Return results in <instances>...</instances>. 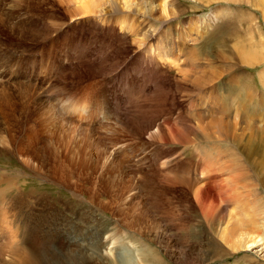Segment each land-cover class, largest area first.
Here are the masks:
<instances>
[{
  "label": "rangeland",
  "instance_id": "1",
  "mask_svg": "<svg viewBox=\"0 0 264 264\" xmlns=\"http://www.w3.org/2000/svg\"><path fill=\"white\" fill-rule=\"evenodd\" d=\"M146 1L153 5L164 1L166 15L160 16L156 9L146 19L130 17L150 27L149 31H155L154 44L159 50V61L169 63L172 71L166 66L156 75L148 73L150 80L145 79L141 86H137L132 84L137 74L133 59L137 53L146 57L135 49L143 43L134 41L130 30L124 26L121 29L123 24H113L110 18H107L109 22L102 19L98 8L75 17L72 9L84 6L82 0H0V59L3 58L0 63L5 64L6 69L2 75L5 81L0 85L5 93L4 98L0 97V140L25 138L31 129L38 134V139L40 135L42 137L37 146L46 145L47 141L50 150L60 157V162L66 159L68 166V170L61 171L65 177L58 169L55 171L53 163L58 156L54 157L50 150H44V155L41 152L30 156L21 154L24 158L19 152L15 154L17 156H5L11 160L7 167L0 155V186L13 178L14 170L16 173L20 170L14 188L19 186L23 190L13 188L9 194L21 195L22 201L18 199V202L21 205L25 200L21 205H24L23 209L27 207L28 211L35 213L41 210L59 212L70 227L81 233L79 241L86 248L93 245L99 250L101 245L96 238L99 235L107 238L113 247L115 261H94L93 264H139L137 258L144 264H156L152 258L146 261L144 252L157 253L159 264H264V252L257 255L253 251H232L224 236V231L233 227L235 221L238 224L242 220L244 225L246 219L251 218L255 228L244 232L264 238V183L257 182L240 157L244 154L240 150L242 144L244 148L247 142L252 145L258 142L253 143L246 135H243L241 144H236L232 135L224 139L209 136L204 129L207 120L201 125L198 121L200 114L225 107L224 111L232 116L230 118L238 119L235 116L240 105L234 102L235 98L247 104L245 100L250 97L247 110L244 109L243 113L239 110V115L248 114L251 122L247 124L250 126L256 119L253 116L256 112L260 119L258 124L264 126V83L260 79L264 75V0ZM104 6L103 9L107 10L108 5L105 3ZM54 26L62 31L55 39ZM113 27L117 30H112ZM40 53L43 57L51 55L55 59L51 74L36 76L22 72L32 70L30 59L32 56L38 59ZM18 58L25 62L17 66L14 59ZM6 73L9 75L4 79ZM123 74L129 78L125 84L120 83ZM197 79H204L207 85L197 87ZM29 81L38 87L36 94L17 98L19 83L33 84ZM68 98L70 101L74 98L77 107H84L87 112L76 108L70 111L61 109ZM51 108L53 111L48 112ZM148 112H159L162 119L178 126L180 138L186 142L149 140L122 129V123L141 129L138 118ZM45 114L51 115L46 129L38 122L41 117H46ZM49 133L55 138H50ZM219 152L225 155L221 162L225 161L228 169L215 172L212 167L210 171V163H215L213 154ZM27 157L36 162L34 167L31 161L27 163ZM71 157L74 161L69 160ZM105 157L110 158L105 161ZM81 162L86 164L82 169L75 164L68 165ZM109 165L116 173H113L115 180L120 181V188H125L124 185L129 188V183L135 187L136 198L139 196L135 203L124 199L122 204H116L104 194L98 197L102 191L101 178L106 181L109 175L104 169ZM118 168L123 170L120 172ZM49 171L54 173L49 174ZM201 176H218L216 180L208 181L212 183L208 186L215 191L220 208L212 204L210 196L206 204L201 203L197 189L207 186L198 185ZM229 197L232 199L230 203L226 201ZM30 203L34 207L28 205ZM126 206L131 208L132 217L138 219L136 223L139 224L134 225V229L122 223V213L121 217L117 216L118 211L125 210ZM200 206L206 208L203 214ZM214 206L220 210L213 212ZM4 207L0 205V210ZM128 214L123 218H128ZM11 220L12 216L8 214L7 221ZM169 220L175 224L172 230L164 225ZM102 252H106L104 248L98 253Z\"/></svg>",
  "mask_w": 264,
  "mask_h": 264
},
{
  "label": "bare ground",
  "instance_id": "2",
  "mask_svg": "<svg viewBox=\"0 0 264 264\" xmlns=\"http://www.w3.org/2000/svg\"><path fill=\"white\" fill-rule=\"evenodd\" d=\"M82 1H84L85 5L83 6V4H82L81 6H79V8H77V7L73 8L72 12H71L73 14V16L80 17V13H81V15H82V13H87L88 14V13H90V11L92 9L96 10L98 8V11H99L98 15L100 13V17L102 19H104L105 21L109 22V20L107 18H110L111 19L110 22H112L113 24H117V23L118 24H123V25H121V29L124 26L125 28L130 30L129 34H131V36H133L134 41L138 40V41L143 43V44H141L142 46L139 44V47L137 45V48H135V49H139V52L142 51V53H144L146 55V57H143L144 58V60H143V58L140 57L141 53H137V54L135 53L136 56L133 59V63H134V66H135L137 74L133 78V80H134L132 82L133 85H135V83H136V84H138L137 86H141L144 83L145 79H149L148 76L150 75L151 72H154L153 74L156 75V73H158V71H160V69L163 68V67L168 66L166 68H169V69L171 68L169 63L159 61V59H160L159 58V53H158L159 50L155 47V44H154L155 38H156V35H157L155 33V31H149L150 27L143 26L142 22L139 24V22H137L136 19L130 17V15H134L135 17H138V18L142 17L143 19H146L156 9L159 10L160 16H164V15H166V9H165V2L164 1H162L158 5H153V3L148 4L146 0H105L104 3H102V0H82ZM105 3H106V5H108L107 10L103 9V7L105 8V6H104ZM99 6H101V7H99ZM153 6H156V8H153ZM70 11L71 10L69 9V12ZM93 12H91V13L93 14ZM96 12L97 11H95V13ZM120 12H123V13H120ZM101 15L106 16V17H103ZM114 26H116V25H114ZM133 27H137V29L133 28ZM114 28L115 27H113L112 30ZM55 29L56 28L54 26V28H53V35L55 36L54 39L56 37H59V35L62 32V31H60V29H56V30ZM115 30H117V29L115 28ZM114 31H113V33H114ZM121 32H122V30H121ZM119 33H120V31H119ZM116 34H117V32H116ZM126 35H128V34H126ZM107 36H110V33ZM126 37H128V36H126ZM44 38L45 37H43L42 39L44 40ZM54 39H52L51 41H53ZM61 39H63V38H61ZM61 42H64V41L62 40ZM62 45H64V44H62ZM39 47H41V46H39ZM63 50L65 51L64 48H63ZM50 51H52V50H50ZM21 53H23V52L21 51ZM24 53H26V52H24ZM133 53H134V51H133ZM49 55H50V53H49ZM35 57L36 56H32L31 59H30L31 60L30 62H31L32 70H30V71H25L24 70L22 72L30 73V75H36V76H38V75H42L43 76V73H46V75L51 74V70L50 69L53 67L52 64L55 63V61H54L55 59H53V57L51 55L48 56L47 58L43 57V54H41V53H40L38 59H36L37 57L36 58ZM252 57H253V54H252ZM1 59H3V58H1ZM14 60H15L14 62H15V64L17 66L20 63H24L25 62L23 59H20V58L14 59ZM50 60L52 61L51 63H49ZM5 61H6V59H5ZM10 63H9V65H10ZM243 63H245V62H243ZM28 65H30V64H28ZM4 66H5V64L0 63V85L1 86H2V83L5 81L2 78L3 72L6 70L4 68ZM17 66H15V67L17 68ZM35 67H37L36 70H34ZM11 69H12V67H11ZM14 72H15V69H14ZM148 73H149V75H148ZM7 75H9V74L6 73L4 79H6ZM11 75H12V73H11ZM159 76H160V73H159ZM31 78H32V76H30V79ZM112 78H114V77H112ZM155 78H153V79H155ZM128 79H129L128 76L123 74L122 78L120 79V83L121 84H125V81L128 82ZM260 79L264 83V75L261 76ZM112 80H114V79H112ZM117 80H119V78ZM27 82H28V80H27ZM27 82H20L19 83V88H18V92H17L19 96H17V98H28V97H31V95L36 94L37 88H38L37 86H35L36 84L33 81H29L31 83L33 82V84H29ZM196 83H197V85H196L197 87H201L202 84L204 86L207 85V83L204 81V79H197ZM0 90H1V96L0 97L5 96V93L3 92L4 89L0 88ZM13 90H15V89H13ZM42 94H43V92H42ZM249 96H251V95L249 94ZM7 98H8V96H7ZM72 99H74V98H72ZM72 99H71V101H70L69 98L66 99L62 103L63 106H62V104L60 105L63 108H61V107L60 108L63 109V110H68V111H70L71 109L76 108V109H78L80 111L82 110V111L87 112V110L84 107H79V105L77 107L78 103L75 102ZM24 100L25 99H23V101ZM28 100L29 99H27V101ZM250 100H251V98L247 97V100H245L247 104H245L244 100H242V99L239 100V98H235L234 102L236 104L240 105V107H241V108L240 107L238 108L237 115L235 116L238 119L230 118L232 116L229 113H227L226 111H224L225 108H226L225 107V108H219V109H214V110L212 109V111L210 113L200 114L199 117H198V121L200 122L199 125H201V124L205 123V121L207 120V123L205 124L204 129H205V131H207L205 133L208 134L209 136H213V137L217 136L219 138L223 137V139H224V138H230V135H232L233 136L232 139L234 140V142L236 144H238V143L241 144V141L243 140L242 139L243 135H246L248 137V139L251 140L253 143H257L258 142L257 144H253V145L250 142H247V143L244 144V148L242 147V145H243L242 144L240 146V150H241L242 154H243V152H244V154H243V156L240 154L241 155L240 157H243L244 162L248 165L250 171H252V173L255 176V179L257 180V182L264 183V144H262L263 140H264V126L262 125L260 127V124H258L259 121H260V119L258 120V118H259L258 117L259 116L258 113L255 112L253 114V116L256 117V119H254V122H252L251 125L249 126L247 124V122L248 121L251 122V120L248 118V114H240L239 115V112H238L239 110H241V113H243L244 109L247 110L248 105H249L248 101H250ZM71 102H72V104H71ZM32 104H33V102H32ZM73 105H75V106H73ZM49 111L52 112L53 111L52 108L49 109L48 112ZM71 113H73V111ZM158 114H159V112H155V113L148 112L147 114H144L143 116L139 117L138 120L141 123L140 124L141 125L140 126L141 129L130 128L126 123H122L121 127H122L123 130L125 129L124 131H130V132H132V134H134L135 136H138V137H145L146 136L147 139H149V140H157V141L165 140V141H168V142L169 141L181 140L182 138H180V135H179V133L177 131V127L178 126H176L175 124L172 125L171 122L169 123V121L167 119H162L160 116H158ZM45 116H46V114H45ZM50 116L51 115H49V117ZM49 117L47 115L46 117H41L40 119H38V120H40L38 122L41 124V127L45 128V129L47 128V125L50 124V118ZM161 119H162V121H161ZM199 122H197V123H199ZM208 125H209V128L207 129ZM259 127L261 128V131H259ZM190 128L192 129V127H190ZM247 131H249V133L245 134V132H247ZM49 135H50L49 136L50 138H55V135L53 133H49ZM181 136H182V134H181ZM41 138L42 137L40 135V137L38 139V134L34 133L31 129H28V134H27V137L25 135V138L23 136H20V137H10V138H7V139L0 140V155H2L4 157L3 159H5V156L10 158V157H13L15 154L18 155L19 153H20L19 155L25 153L26 155L30 156L32 154L36 155V153L39 154V152L42 153V152L50 150V146H49L48 142L46 141V139H45L46 145L44 144L42 146H37V144H39V141H41ZM44 138L45 137H43V139ZM55 140H57V139H55ZM181 141H183V143L186 142L185 140H181ZM54 142H56V141H54ZM6 150H8V152H6ZM52 153H54L53 156L54 157L56 156V158H57V156H58L57 153H55V152H52ZM17 155H15V156H17ZM213 155H214L213 159L215 160L214 161L215 163H213V161H212V164L210 163V171H212V167H214V171L215 172L216 171H220V172L221 171H226L228 169V166L224 165L225 161L221 162V158L222 157L225 158V155H222L220 152L219 153H214ZM21 156H22V158H24L23 155H21ZM53 156H52V158H53ZM110 157H105V159H103V160L108 161V159ZM9 158H7V159H9ZM22 158H20V160H22ZM27 158H26V160H27ZM41 158H43V157H41ZM7 159H5V162L3 163V164L6 165V167L9 164H11L10 163L11 160L9 159V162H8ZM30 159H32V157L28 158L29 161H27V163L31 161L30 164L32 163L31 165L34 167V164L36 162L34 163ZM59 159H60V157L58 156V160L55 161V163L51 162V163H53L56 166V167L53 166V169H56L55 171H57V169H58L60 172L63 169H65V168L68 170V166L66 165V162H67L66 159L65 160L61 159L62 160L61 162H60ZM49 160H50V158H49ZM69 160L74 161L72 159V157ZM25 161H24V163H25ZM19 162H21V161H19ZM38 162H41V160L38 161ZM73 164H75L77 167H80L81 169L83 167H85V165H86L85 162H81L80 164L71 163V164H68V165H73ZM38 165H39V163H38ZM22 166H25V165L23 164ZM31 167H30V169L32 171L33 169ZM35 167H37V166H35ZM41 167H44V166H41ZM26 168H27V165H26ZM120 168H122V167H120ZM120 168H118V169L121 172V170H123V169L120 170ZM102 169H104V168H102ZM112 169L113 168L110 167V165H109V167H106L104 169L107 174L109 173V175L106 174L107 175V178H106L107 180L106 181L101 178V189H102V191L99 193L98 197H100L102 194H104V196H109L113 203L121 202V201L125 202V200H127V199H128V201L131 200L132 202H134L135 200H138L139 196H138V199L136 198L137 197V194H136L137 192L134 193V191H133V189L135 187L131 186V184L129 182L126 181V183H129V185H130L129 188L130 189L126 185H124L125 188H123V189L118 186V184H120L119 183L120 181L118 182V180L117 181L115 180L116 173L113 172ZM115 169H117V167ZM14 172H15L14 174L13 173L11 174L13 178L12 179H7L6 181H4L5 183H3L0 186V205H4L5 206L4 209L0 210V264H93L92 262H94V261H98V262L99 261H103L104 263H106V262L109 263V262H114L115 261V254L113 253V247L110 246L109 241L107 240V238H103V236L101 237L100 235H99V237L96 238L98 243L101 245V249L104 248V251H106V252L98 253V252H101V249L98 250V248L94 247L93 245H91V246H89L87 248L84 247L83 245L81 246L80 241H79L81 233H79V231L77 229H74V228L70 227L68 221L64 220L59 215V212H55V211L54 212L53 211L52 212L51 211L48 212L47 210L46 211L41 210L38 213H35V212L28 211L27 207H26L27 210H26V208L23 209L24 205H23V207L21 205H22V203L25 200H23V202H21V205L18 202V199L19 200L22 199V198L21 199L19 198L21 195L19 194V196H18V194H14L15 192L13 193L14 195H10L9 194L11 191H13L14 184L17 181L16 177H19L20 174H21V173H18V172H20V170L17 173H16V170H14ZM116 172H118V171H116ZM24 173H25V175H29L26 172H24ZM24 173H23V175H24ZM53 173H50V171H49V174H53ZM113 173H115V175ZM31 174H34V173H30V175ZM62 174L65 177L64 173H62ZM69 174H71V173H69ZM202 174H203V170H202ZM46 176H48V175H46ZM206 176H208V175L206 174ZM21 177H22V175H21ZM123 177H125V176H123ZM137 177H136V179H137ZM217 177L218 176H213V177H210V178L203 177V176L200 177V178H202L201 181H203V182L200 181L198 183V185L199 184L201 186H204L205 184L207 185V186L205 185L206 186L205 189H202V188L197 189L199 191V194H201V196L199 195V199H200L202 204H206V202H207V200H208V198L210 196V198L212 199V204H217V206L219 205V202L217 200H215V198H216V194H214L215 191L211 190V187L208 186V185L212 184L211 182H208V181H211L212 179L216 180ZM126 178H128V177H126ZM174 178H176V177L174 176ZM131 179H133V177H131ZM172 180H174V179H172ZM185 180H186V178H185ZM128 181H131V180L129 179ZM196 182H197V179H196ZM123 183H121L120 186H123L122 185ZM216 183H217V181H216ZM195 185H197V184H195ZM16 186H17V184H16ZM117 187H119V188L117 189ZM64 188H65V185H64ZM20 189L23 190V188L19 187V186H17V188H14L15 191L20 190ZM125 189H126V191H125ZM131 191H133L132 192L133 195H132ZM125 192H126L125 195L124 194L121 195V193H125ZM195 193L196 192H194V194ZM139 195H141V194H139ZM228 195H230V194H227V196ZM246 195H248V194H246ZM26 196H27V194H26ZM37 196H38V194H37ZM221 197H222V195H221ZM36 198H38V197H36ZM27 199H28V197H27ZM31 199L29 200L30 202H31ZM34 199H35V197H34ZM226 199H228V200H226ZM226 199L225 200L228 201V203H230L231 200H232V199H230V197L226 198ZM131 201H130V203H131ZM226 201H224V202H226ZM122 202L119 203V204H122ZM224 202H223V204H224ZM32 203H33V201H32ZM32 203H30L28 205H31ZM47 203H50V202L48 201ZM40 204H42V203H40ZM220 205L218 206L219 208H220ZM120 206H122V205H120ZM217 206L213 207V209H212L213 212L220 210V209H218ZM32 207H34V205ZM64 207H66V206H64ZM204 209H206V208H204L203 206H200V210H201L200 213L201 214H203ZM129 210H131V208L129 209L128 206H126L125 210L118 211L119 214L117 216L121 217V213H122L123 216H124V214H126V213L128 214L129 213L128 214L129 215V217H128L129 219L127 217H125L126 219H124L123 216L121 217L122 223L125 226L134 229L133 227H134V225L137 224L136 220H138V219L137 218L135 219V216L133 218L132 215L130 214ZM208 213H210V212H208ZM212 213H211V215H212ZM8 214L12 216V220L11 221H7ZM231 214L233 215V213H231ZM208 215H210V214H208ZM211 215L209 217H212ZM232 215H230L231 219L233 217ZM205 216H206V214H205ZM139 219L141 220V218H139ZM236 220H238V219H236ZM261 220H262V218H261ZM241 221L242 220L238 221V224H237L236 221H235L236 223L233 221L234 223L233 222L232 223L235 224V225H233L231 223L233 227H230V229H226L224 231V236H225V238H227V242L230 244V246H231L230 248H232V251H237L238 253L239 252L243 253V252L253 251L257 255L260 254L259 252L263 253L264 252V249H263L264 248V238L262 237V235H261V237H259V235L253 237V236L249 235L248 233L244 232V231L253 230V228H255V227H253L254 224H255L254 220L251 219V218L250 219H246V221H245L246 224H244V225H243V223ZM138 222H140V221H138ZM173 222L174 221L167 222L168 224L166 222H164L165 223L164 225H168L169 228H171L170 230H172L174 228V226H175V224ZM228 223L229 222L227 221V224ZM257 224H259V222ZM261 225H263V224H261ZM256 226H258V225H256ZM156 255H157V253H148V252H144V254H143V256L146 258V261H147L148 258H152V260L156 264H159V258L156 257ZM125 260L128 261L129 263H132L131 260H127V259H125ZM137 260H138V262H140L139 264H144V263H142V261H140V258H137Z\"/></svg>",
  "mask_w": 264,
  "mask_h": 264
}]
</instances>
